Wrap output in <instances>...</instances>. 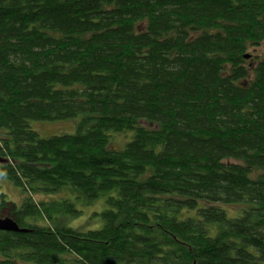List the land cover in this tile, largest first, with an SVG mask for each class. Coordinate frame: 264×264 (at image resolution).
Wrapping results in <instances>:
<instances>
[{
    "label": "trees",
    "instance_id": "obj_1",
    "mask_svg": "<svg viewBox=\"0 0 264 264\" xmlns=\"http://www.w3.org/2000/svg\"><path fill=\"white\" fill-rule=\"evenodd\" d=\"M263 42L264 0H0V264H264Z\"/></svg>",
    "mask_w": 264,
    "mask_h": 264
},
{
    "label": "rangeland",
    "instance_id": "obj_2",
    "mask_svg": "<svg viewBox=\"0 0 264 264\" xmlns=\"http://www.w3.org/2000/svg\"><path fill=\"white\" fill-rule=\"evenodd\" d=\"M254 53L257 55H263L264 53V42L262 45L258 48L254 49ZM77 120L75 119H68V120H58V121H52V120H37L32 121V127H34L36 130H38L43 137H48L49 135H58L61 133H75L77 131L76 125ZM120 144V143H118ZM0 183L3 186V191H5L8 195V199L11 201L16 202L18 205L23 203V199L25 197V192L21 190L20 187H17L11 180H7L4 178L0 179ZM65 192H62V194L65 195ZM61 194V195H62ZM36 199H45L49 198L47 193L44 194L40 192V194L35 195ZM50 197H57L55 193H52ZM79 207L82 208L83 213L75 218L71 222V226L73 227H82L85 228H94L99 227L103 224L102 217H100L99 213L104 211V209L108 208L106 203V196L103 195L101 198L96 200L91 205H82L81 200H79ZM2 257L0 256V260Z\"/></svg>",
    "mask_w": 264,
    "mask_h": 264
},
{
    "label": "water",
    "instance_id": "obj_3",
    "mask_svg": "<svg viewBox=\"0 0 264 264\" xmlns=\"http://www.w3.org/2000/svg\"><path fill=\"white\" fill-rule=\"evenodd\" d=\"M251 55L247 54L246 57H250ZM0 161H7L4 158L0 157ZM14 231V232H28L29 230L23 228L19 225L18 222L13 217L9 216H0V231ZM196 264V263H194Z\"/></svg>",
    "mask_w": 264,
    "mask_h": 264
}]
</instances>
